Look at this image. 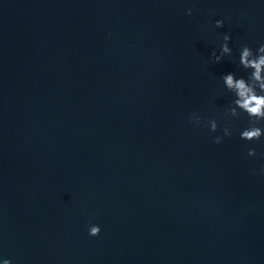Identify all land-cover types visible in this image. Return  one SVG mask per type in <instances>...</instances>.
<instances>
[{"label":"water","instance_id":"water-1","mask_svg":"<svg viewBox=\"0 0 264 264\" xmlns=\"http://www.w3.org/2000/svg\"><path fill=\"white\" fill-rule=\"evenodd\" d=\"M261 44L264 0H0V264H264V136L220 79Z\"/></svg>","mask_w":264,"mask_h":264},{"label":"clouds","instance_id":"clouds-1","mask_svg":"<svg viewBox=\"0 0 264 264\" xmlns=\"http://www.w3.org/2000/svg\"><path fill=\"white\" fill-rule=\"evenodd\" d=\"M192 9H187V14L191 15ZM217 27L223 26L222 20H217ZM231 37L229 34L223 36V42L220 45V52L216 54L212 52V57L215 63L221 62L224 56H231L232 48L229 46ZM239 66L243 69H251L247 78L244 76L237 77L235 73H227L220 77L226 90L233 94L234 99L231 104L225 109L227 117L239 118L241 114H246L248 117V126L240 130V139L245 141L260 140L264 136V44H261L255 51L248 45H242L239 55ZM192 122L197 125L201 122V117L193 113ZM210 132H215L218 128L216 119L211 118L207 121ZM234 129L224 127L223 133L225 136H232ZM216 143L222 142V137L214 138ZM249 156L256 155L255 148H248ZM101 228L99 225H91L89 235H99ZM2 264H12L10 259H4Z\"/></svg>","mask_w":264,"mask_h":264}]
</instances>
